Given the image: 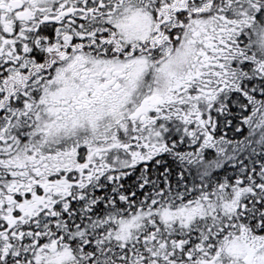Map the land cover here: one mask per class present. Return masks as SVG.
<instances>
[{
	"label": "snow or ice",
	"instance_id": "1",
	"mask_svg": "<svg viewBox=\"0 0 264 264\" xmlns=\"http://www.w3.org/2000/svg\"><path fill=\"white\" fill-rule=\"evenodd\" d=\"M0 264H264V0H0Z\"/></svg>",
	"mask_w": 264,
	"mask_h": 264
}]
</instances>
